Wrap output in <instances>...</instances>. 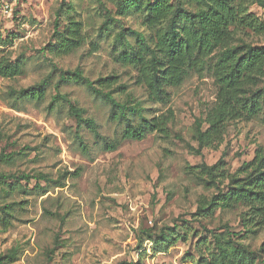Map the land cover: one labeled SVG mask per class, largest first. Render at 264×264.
<instances>
[{
    "label": "rangeland",
    "instance_id": "obj_1",
    "mask_svg": "<svg viewBox=\"0 0 264 264\" xmlns=\"http://www.w3.org/2000/svg\"><path fill=\"white\" fill-rule=\"evenodd\" d=\"M118 1L65 0L61 29L75 20L82 35L68 53L53 39L63 0H16L12 15L0 12V60L22 62L21 74H0V172L32 176L0 178V264H199L218 255L216 234L253 251V264H264V226L249 221L246 204L215 205L207 215L198 210L229 190L230 176L243 179L256 166L264 152L263 114L230 121L221 142L200 148L197 122L208 126L217 100L212 64L220 49L182 84L168 87L167 101L151 100L138 68L119 56L140 48L132 30L149 38L155 29L144 25L142 9L119 14ZM236 1L259 25L241 23L234 43L264 47V6ZM78 68L98 86L112 76L104 89L121 102L141 103L148 118L172 114L168 133L150 131L106 149L86 124L78 127L66 101L53 99L66 94L105 137L122 136L125 123L111 118L108 101L71 74L61 79L60 69ZM47 77L44 97L16 94ZM220 159L223 171L213 182L201 165ZM162 232L167 240L156 243Z\"/></svg>",
    "mask_w": 264,
    "mask_h": 264
},
{
    "label": "trees",
    "instance_id": "obj_2",
    "mask_svg": "<svg viewBox=\"0 0 264 264\" xmlns=\"http://www.w3.org/2000/svg\"><path fill=\"white\" fill-rule=\"evenodd\" d=\"M196 8H190L192 3ZM264 6V0H260ZM66 5L65 0L57 8L53 39L55 48L68 53L82 42L80 23L72 20L64 30L61 29V12ZM189 5V6H188ZM119 14H126L131 9H142L146 12L144 25L155 29L148 38L142 32L132 30L139 37L140 48L131 52H122L119 60L134 64L139 70V82L148 90L151 100L169 98L167 90L170 86L182 84L191 71H197L216 49L221 53L212 64L215 83L218 86L217 100L208 111L204 129L202 121L197 122V140L199 147L204 143L221 142L224 138L226 125L237 119H251L263 114L264 121V47L247 43L235 44L237 27L242 23L248 26L259 25L258 20L248 12L247 6L238 4L236 0H154L145 6L139 0H119ZM112 21L119 23L111 17ZM167 22L165 26L164 23ZM0 41L3 42L0 36ZM4 43V42H3ZM22 73L20 59L14 61L2 57L0 74L4 77H14ZM67 74L87 84L95 93L108 101L111 106V118L125 123L122 136L116 139L105 137L93 118L83 116V109L73 103L66 94L54 96V100L62 99L69 104L70 114L76 118L78 127L86 124L97 138L102 140L108 150H115L123 140H142L148 132L158 131L163 135L168 133V123L172 114H161L148 118L139 102H121L104 86L110 84L113 78L101 79V86L86 77L82 70L60 69V77ZM49 77L16 91L21 97L40 99L45 95ZM131 115H137L141 121L135 123ZM204 122V121H203ZM199 148V149H200ZM223 161L220 159L214 165L203 163L201 167L209 173L211 181H215L223 171ZM256 166L243 179L230 176L229 190L219 192L218 201H211L206 207H200L204 215L211 214L215 205L231 208L237 204H246L253 221L258 227L264 226V152L256 160ZM24 178L30 180L29 174H5L0 172V178ZM47 178L40 175L39 178ZM254 219V220H253ZM255 231V230H254ZM151 239L153 234L148 233ZM215 244L218 255L208 257L199 264H253L254 252L230 240H221L216 234ZM143 241V238L140 239ZM156 243L167 240L164 232L156 239ZM264 252V242L260 246Z\"/></svg>",
    "mask_w": 264,
    "mask_h": 264
},
{
    "label": "built area",
    "instance_id": "obj_3",
    "mask_svg": "<svg viewBox=\"0 0 264 264\" xmlns=\"http://www.w3.org/2000/svg\"><path fill=\"white\" fill-rule=\"evenodd\" d=\"M16 0H0V12L4 15H12Z\"/></svg>",
    "mask_w": 264,
    "mask_h": 264
}]
</instances>
